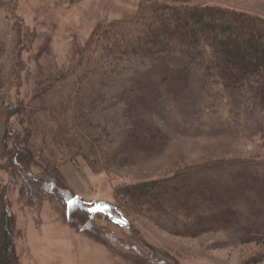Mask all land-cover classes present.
<instances>
[{
  "label": "trees",
  "instance_id": "obj_1",
  "mask_svg": "<svg viewBox=\"0 0 264 264\" xmlns=\"http://www.w3.org/2000/svg\"><path fill=\"white\" fill-rule=\"evenodd\" d=\"M18 3L0 0V13L10 24L6 36L0 35V171L21 183L22 192L42 184L56 192L59 182L49 173L66 163L83 160L93 172L112 175L116 168L165 153L173 136L159 114L169 106L184 113L187 96L235 97L237 105H247V116L259 113L256 127L243 135L257 138L264 150V16L242 2L141 0L132 16L97 28L70 72L50 59L40 62L51 53L48 44L37 46L32 56L43 34L17 13ZM5 37L14 44L11 61ZM20 76L25 85L31 83L21 93L14 91ZM15 116L24 131L13 124ZM231 130L214 136L233 140L239 132ZM261 150H209L167 167L163 176L117 183L113 211L129 222L135 215L150 218L177 235L221 232L230 243H254L241 260L264 263ZM7 190L0 176V264H17L16 217ZM84 204L70 217L97 228L102 238ZM108 233V240L114 239Z\"/></svg>",
  "mask_w": 264,
  "mask_h": 264
},
{
  "label": "rangeland",
  "instance_id": "obj_2",
  "mask_svg": "<svg viewBox=\"0 0 264 264\" xmlns=\"http://www.w3.org/2000/svg\"><path fill=\"white\" fill-rule=\"evenodd\" d=\"M140 1L19 0L17 13L43 34L35 40L32 56L36 55L37 46L48 44L51 53L40 62L50 59L54 65L70 72L97 28L110 20L132 16ZM238 1L264 16V0ZM9 29L4 13H0V35L6 36ZM5 39L11 61L14 44L11 37ZM35 64L32 58L31 65ZM22 78V84L14 87V91L21 93L31 85H25L27 81ZM184 99L187 104L184 113L169 106L159 114L161 124L173 136L168 150L143 162L116 168L112 175L95 173L81 160L79 165L66 163L59 172L49 173L59 182V188L52 186L56 192L45 190L43 184L32 185L34 190L28 187L22 192L21 183H12L9 174L0 171L8 183L7 201L16 217L17 264H161V258L180 264H244L241 258L256 247L254 243H230L221 232H207L197 237L177 235L150 218L135 215L133 222H129L113 211L117 210L113 190L117 183L163 176L167 167L200 158L209 150L218 153L261 150L257 138L247 140L243 135L260 117L257 112L247 116L246 104L237 105L235 97L213 96L195 101L187 96ZM12 121L24 131L18 116ZM225 128L239 134L232 135L233 140L214 136ZM98 201L109 203L114 209L107 210ZM84 203L90 205L88 213L93 226L103 230H100L102 238L98 237L97 228L88 227L81 218L70 217V211L74 208L73 212L77 211L76 205ZM108 232L114 239L108 240Z\"/></svg>",
  "mask_w": 264,
  "mask_h": 264
}]
</instances>
